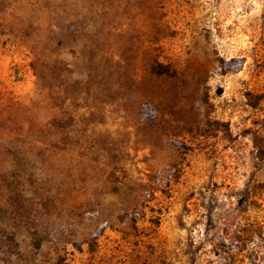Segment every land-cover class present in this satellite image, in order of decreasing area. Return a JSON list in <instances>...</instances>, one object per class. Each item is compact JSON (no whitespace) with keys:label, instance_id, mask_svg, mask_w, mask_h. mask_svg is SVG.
<instances>
[{"label":"rangeland","instance_id":"374dc122","mask_svg":"<svg viewBox=\"0 0 264 264\" xmlns=\"http://www.w3.org/2000/svg\"><path fill=\"white\" fill-rule=\"evenodd\" d=\"M1 234L0 264H264V0H0Z\"/></svg>","mask_w":264,"mask_h":264},{"label":"trees","instance_id":"16d2710c","mask_svg":"<svg viewBox=\"0 0 264 264\" xmlns=\"http://www.w3.org/2000/svg\"><path fill=\"white\" fill-rule=\"evenodd\" d=\"M153 69L159 73L169 72V69L165 65H163L162 63H157L156 65L153 66ZM141 112L146 117H152L154 114V110L152 109V107L149 104H144ZM0 236H2V234ZM57 264H60V262Z\"/></svg>","mask_w":264,"mask_h":264}]
</instances>
